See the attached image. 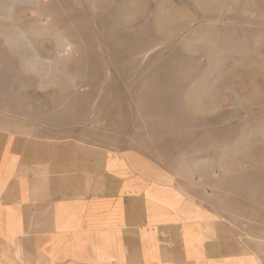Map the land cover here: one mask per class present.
<instances>
[{"label": "rangeland", "instance_id": "1", "mask_svg": "<svg viewBox=\"0 0 264 264\" xmlns=\"http://www.w3.org/2000/svg\"><path fill=\"white\" fill-rule=\"evenodd\" d=\"M0 129L123 154L264 264V0H0Z\"/></svg>", "mask_w": 264, "mask_h": 264}, {"label": "crops", "instance_id": "2", "mask_svg": "<svg viewBox=\"0 0 264 264\" xmlns=\"http://www.w3.org/2000/svg\"><path fill=\"white\" fill-rule=\"evenodd\" d=\"M226 227L123 154L0 129V264H250Z\"/></svg>", "mask_w": 264, "mask_h": 264}]
</instances>
